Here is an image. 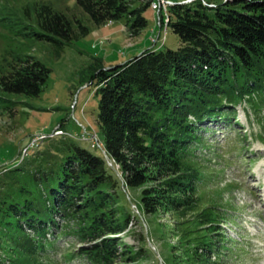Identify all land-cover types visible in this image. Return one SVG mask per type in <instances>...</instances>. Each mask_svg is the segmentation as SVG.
Wrapping results in <instances>:
<instances>
[{"label": "trees", "instance_id": "1", "mask_svg": "<svg viewBox=\"0 0 264 264\" xmlns=\"http://www.w3.org/2000/svg\"><path fill=\"white\" fill-rule=\"evenodd\" d=\"M152 1L77 3L97 25L126 18L132 36H138L148 27L144 12ZM168 15L177 48H146L122 64L98 67L93 75L105 152L61 137L53 150L28 160L33 169L22 166L0 177L10 176L0 187V215L16 218L26 255L34 256L38 248L29 232L45 235L53 228L94 243L80 249L93 263L116 260L120 240L113 235L136 217L122 210L123 186L142 188L145 214L192 205L199 177L185 160L199 139V123L227 117L224 100L235 109L237 98L249 94L255 101L256 93L264 94V0L177 1ZM36 17L33 35L59 49L89 33L88 26L48 5L39 7ZM50 73L43 61L28 56L0 76V90L38 97Z\"/></svg>", "mask_w": 264, "mask_h": 264}, {"label": "rangeland", "instance_id": "2", "mask_svg": "<svg viewBox=\"0 0 264 264\" xmlns=\"http://www.w3.org/2000/svg\"><path fill=\"white\" fill-rule=\"evenodd\" d=\"M42 5L82 22L88 35L62 49L39 39L33 32ZM144 14L148 27L132 36L126 18L97 25L77 0H0V76L28 56L51 69L38 97L0 90V177L22 166L33 169L29 159L53 150V144L71 134L80 145L100 152L92 140L103 142L97 122L101 96L92 83L96 69L122 64L146 48L180 45L162 13L148 8ZM154 23L160 26L156 34L150 31ZM252 96L237 98L236 115L224 100L227 117L199 123V139L185 160L199 177L192 205L145 214L142 188L123 186L122 210L136 217L113 235L120 240V255L108 264H264V94L256 93L255 101ZM59 129L62 134L56 133ZM9 180L0 178V187ZM17 225L15 217L0 215V264H101L80 254L94 243L53 228L45 235L29 232L38 245L30 257L17 240Z\"/></svg>", "mask_w": 264, "mask_h": 264}, {"label": "built area", "instance_id": "3", "mask_svg": "<svg viewBox=\"0 0 264 264\" xmlns=\"http://www.w3.org/2000/svg\"><path fill=\"white\" fill-rule=\"evenodd\" d=\"M172 0H158V13L160 14V13H162L163 14V20H164V23L167 25L168 24V21H169V15H168V13H167V9H168V7H169V2H171ZM182 1H185V0H182ZM161 15V14H160ZM160 18H161V20H162V17L161 16H159ZM160 18H159V20H160ZM162 22V21H161ZM160 23V22H159ZM166 34H167V32H165ZM166 36V35H165ZM165 41V40H164ZM56 133L57 134H62L63 133V129H59L58 131H56ZM92 140H93V142H94V144H97L98 146H101V142L100 141H98L97 139H96V141H95V139H93L92 138ZM92 142V143H93Z\"/></svg>", "mask_w": 264, "mask_h": 264}, {"label": "bare ground", "instance_id": "4", "mask_svg": "<svg viewBox=\"0 0 264 264\" xmlns=\"http://www.w3.org/2000/svg\"><path fill=\"white\" fill-rule=\"evenodd\" d=\"M192 1H194V0L180 1V3H190V2H192ZM152 2H153V3H151V8H152L153 10L157 11V10H158V0H153ZM170 3H171V4H170ZM170 3H169V6L173 5L175 2H174V1H171ZM71 136H73V135L71 134ZM74 137H75V136H74ZM93 146H94V144H93ZM98 148L103 149V143H102V142H101V146H98ZM108 162H110V161H108Z\"/></svg>", "mask_w": 264, "mask_h": 264}, {"label": "crops", "instance_id": "5", "mask_svg": "<svg viewBox=\"0 0 264 264\" xmlns=\"http://www.w3.org/2000/svg\"><path fill=\"white\" fill-rule=\"evenodd\" d=\"M175 2H177V1H175ZM155 19V18H154ZM149 25V24H148ZM156 25H158L157 23H156ZM159 26V25H158ZM151 27V29H150V31H152L154 34H156V33H158L159 32V30H160V26L159 27H157V26H155V23H154V25H152V26H150ZM157 29H159V30H157ZM150 43H151V41H150ZM118 62V61H117ZM120 62V61H119Z\"/></svg>", "mask_w": 264, "mask_h": 264}]
</instances>
